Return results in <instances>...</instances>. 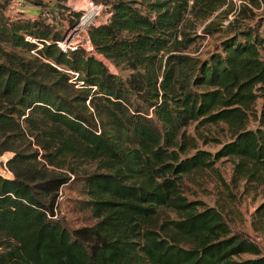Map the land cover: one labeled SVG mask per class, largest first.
<instances>
[{"label": "trees", "instance_id": "trees-1", "mask_svg": "<svg viewBox=\"0 0 264 264\" xmlns=\"http://www.w3.org/2000/svg\"><path fill=\"white\" fill-rule=\"evenodd\" d=\"M11 1H0V156L12 154L13 176L0 175V264H264L255 241L185 191L223 159L244 192L264 186V18L247 22L262 0L240 7L205 58L190 51L192 18L213 36L228 0H95L110 18L89 27L91 54L58 47L82 16L69 0H55L52 25L7 15ZM222 125L227 142L211 131ZM76 182L95 222L72 229L54 216ZM253 228L264 234V202Z\"/></svg>", "mask_w": 264, "mask_h": 264}, {"label": "rangeland", "instance_id": "rangeland-1", "mask_svg": "<svg viewBox=\"0 0 264 264\" xmlns=\"http://www.w3.org/2000/svg\"><path fill=\"white\" fill-rule=\"evenodd\" d=\"M22 1L24 2V5L19 11H23L32 17L35 16L34 14H36V12H39V8L32 3L33 0ZM43 1L49 3L52 7H56L55 0ZM79 1H82L83 4H85L87 0H69L66 5H78ZM241 1L243 0H228L230 4L228 9L230 12L243 6ZM13 3H16V0H13L11 5ZM237 11L239 12V10ZM16 13L17 12L12 14L11 17H14ZM254 13L256 14L254 20H247V22L252 25H255L258 19L264 18V0H262L260 9H256ZM192 20L196 23L194 33L200 38L190 51L197 56L205 58L209 53L217 50L221 39L228 33V28L221 27L222 31L213 36L203 35L202 32L205 23L195 21L194 18H192ZM262 106L263 101L260 100L257 108L261 109ZM220 127H213L211 131L214 137H217L223 142H227L228 134L223 132V125ZM200 148L215 153L220 148V145H204L200 143ZM11 157V153H6L3 156H0V167L3 165L2 161L7 160L8 158L10 159ZM95 168L96 164L89 163L83 168V170H94ZM232 177L233 163L226 159L220 160L212 169L200 171L186 177V197L188 200L201 201L210 207H216L223 213L233 231L247 234L262 248L264 253V234L256 233L253 228L256 210L264 202V186L255 189L253 188L251 192H244L243 184H241L240 187L235 186L232 182ZM64 192L66 198L65 203L61 208L62 214L60 218L64 219L72 229L92 225L95 221L91 217L89 209L83 204V201H86L87 198L83 193L81 184L78 182L71 184L70 186L65 187ZM170 216L175 218L174 214H171ZM250 257L251 256L247 255L243 256L244 259Z\"/></svg>", "mask_w": 264, "mask_h": 264}, {"label": "built area", "instance_id": "built-area-1", "mask_svg": "<svg viewBox=\"0 0 264 264\" xmlns=\"http://www.w3.org/2000/svg\"><path fill=\"white\" fill-rule=\"evenodd\" d=\"M13 2V0L11 1ZM67 3V2H66ZM65 3V5H66ZM243 3L242 5H247L251 7L248 0L241 1ZM192 4V2H191ZM262 4V1H261ZM24 5V2L22 0H16V3H13L9 5L6 14L12 15L15 12H18L19 9L22 8ZM70 10L75 12H81L82 16L80 18V21L74 25L73 27H67V32L63 38L58 43V47L62 49L65 52L71 51L76 52L80 48L84 49L89 54L94 53L93 45L88 37V29L90 26H98L102 23H106L108 19L110 18V14L108 13V9L105 7L102 3H97L95 0H87L85 4H83L82 1L78 2V5H66ZM237 10H240L238 7ZM237 10H234L227 19H225L222 22L221 27L227 28L229 24L235 19ZM39 15L47 24L52 25L53 21L60 22L62 21V13L61 11L56 7H48L43 8L39 10ZM73 79L71 80L72 83H75V79L78 77L77 74L72 73ZM9 160V158L5 161H2V167H0V175L4 178L11 179L13 176L10 171L5 167L6 162ZM1 161V160H0ZM65 188H61L59 191L55 213L56 216L54 218H57L58 212L61 210L62 205L65 203Z\"/></svg>", "mask_w": 264, "mask_h": 264}, {"label": "crops", "instance_id": "crops-1", "mask_svg": "<svg viewBox=\"0 0 264 264\" xmlns=\"http://www.w3.org/2000/svg\"><path fill=\"white\" fill-rule=\"evenodd\" d=\"M38 13L36 12V14H34V15H37ZM28 16H31V15H28Z\"/></svg>", "mask_w": 264, "mask_h": 264}]
</instances>
